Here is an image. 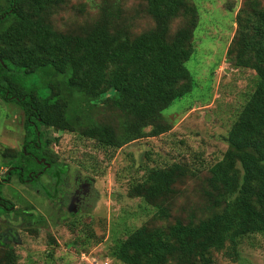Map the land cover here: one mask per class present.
Returning a JSON list of instances; mask_svg holds the SVG:
<instances>
[{
    "label": "rangeland",
    "instance_id": "obj_1",
    "mask_svg": "<svg viewBox=\"0 0 264 264\" xmlns=\"http://www.w3.org/2000/svg\"><path fill=\"white\" fill-rule=\"evenodd\" d=\"M189 4L197 13L194 50L185 63L191 91L160 114L166 132L149 136L153 127H147L146 136L120 148L104 146L81 132L99 125L122 135L126 118L105 101L114 92L92 103L76 99L68 111L73 122L79 117L74 131L47 127L56 139L48 145L49 156L68 165L55 201L35 190L50 183L49 171L27 183L12 176L0 186L1 195L13 204L2 202L0 207V239L10 245L14 264H188L201 253L213 264H264V210L257 199L260 194L264 197L261 191L257 194L264 184L246 182L248 192L239 161L234 172L228 170L218 179L209 170L228 150L227 133L255 89V71L235 63L240 47L260 38L254 26L257 13L264 11V0H189ZM43 16L57 33L69 35H83L103 19L112 32L125 37L154 28L143 0H65L48 6ZM186 25L188 19L179 15L172 20L169 35ZM3 30L0 25V33ZM52 79L63 85L67 73ZM23 118L17 104L0 96V178L8 170L1 152L22 147ZM174 164L182 173L173 186L174 199L165 205V217H159L155 207L131 197L130 188L143 180L148 169ZM76 179L91 185L86 195H95L93 205L86 196L80 201L84 207L75 201L69 206L68 193L75 189ZM15 211L24 216L16 218ZM29 216L33 221L27 220ZM169 226L173 229L165 230ZM131 234L149 240L137 244L147 248L131 251L133 258L126 263L116 258L115 249ZM232 236L237 239L234 247L227 242ZM163 240L175 244L166 247ZM220 242H225V249L216 250ZM2 250L0 264H5Z\"/></svg>",
    "mask_w": 264,
    "mask_h": 264
},
{
    "label": "trees",
    "instance_id": "obj_2",
    "mask_svg": "<svg viewBox=\"0 0 264 264\" xmlns=\"http://www.w3.org/2000/svg\"><path fill=\"white\" fill-rule=\"evenodd\" d=\"M64 1L3 0L0 4V25L4 27L0 33V96L23 111L25 129L20 150L1 152L2 161L8 167L3 178L8 182L15 176L21 183H27L25 180L33 181L49 171L50 183L42 185L44 189L40 191L35 190L50 202L60 194L68 165L49 156L48 145L56 139L51 137L47 127L74 131L73 123H79L76 119L79 117L75 116L73 122L68 112L69 103L76 99L92 103L114 92L105 101L125 116L122 135L118 136L110 126L99 125L86 127L81 132L104 146L120 148L146 136L143 130L147 127H153L149 136L168 130L159 122L160 114L191 91V78L185 63L194 50L192 33L197 14L189 0H143L154 21V28L149 31L125 37L118 31L112 32L103 19L83 35H69L57 33L43 16L48 6ZM179 15L188 19V25L170 36V24ZM254 30L260 35L259 40L254 44L245 42L235 64L255 71V89L227 133L228 150L222 160L209 169L218 179L228 170L234 172L239 161L244 182L250 185L259 181L264 184V11L257 13ZM65 73L67 79L63 85L52 79L53 75ZM41 160L49 165L44 171L43 163H39ZM34 166L40 169L34 170ZM181 173L178 164L148 169L143 180L130 188V196L142 198L147 205L156 208L157 216L165 217V205L174 199L173 186ZM247 189L249 192V187ZM259 191L264 194L263 188L257 189V194ZM2 197L1 202L13 207ZM87 197L93 200L90 206L93 205L95 195ZM257 199L264 210V197L260 194ZM15 212L16 218L22 217V212ZM27 220L33 221L31 216ZM172 229L169 226L165 230ZM132 234L115 249L116 258L126 263L133 258L131 251L140 253L147 248L146 244H137L149 240ZM236 240L232 236L227 242L234 247ZM161 244L171 247L175 243L163 240ZM198 245L193 244L194 247ZM0 248L4 251L5 264H14L10 245L0 241ZM215 249H225V242L218 243ZM187 263L213 264V260L201 253Z\"/></svg>",
    "mask_w": 264,
    "mask_h": 264
},
{
    "label": "flooded vegetation",
    "instance_id": "obj_3",
    "mask_svg": "<svg viewBox=\"0 0 264 264\" xmlns=\"http://www.w3.org/2000/svg\"><path fill=\"white\" fill-rule=\"evenodd\" d=\"M42 165H43V171H44V167L46 168V165H48V163L45 162V163H43ZM39 174H41V173L39 172ZM41 176H42V175H41ZM6 181H7V180H6ZM6 181L4 180L3 177L0 178V182H1L2 184H4V182H6ZM29 181H30V179L25 180V182H29ZM85 182H86V181H81V180H79V179H76V180H75V184H76L75 189H74L72 192L68 193V194L70 195V199H71V202L69 203V206H70V204H71L73 201H75V203H78V204L81 205L80 201L83 200L84 197H86V194H87V192H88V189H90L89 186H91V185H89V184L83 185ZM64 194H66V193H64ZM68 194H66V195H68ZM0 195H1V194H0ZM1 197H2V196H1ZM1 197H0V207L3 206V203L1 202V201H2ZM2 198H3V197H2ZM54 201H55V200H54ZM63 204H64V203H63ZM65 206H66V205H65ZM5 235H6V238L8 239V238H9V237H8V234L5 233ZM1 236H2V235H1ZM0 240L3 241V242H5L3 239H0ZM5 243H7V242H5Z\"/></svg>",
    "mask_w": 264,
    "mask_h": 264
},
{
    "label": "water",
    "instance_id": "obj_4",
    "mask_svg": "<svg viewBox=\"0 0 264 264\" xmlns=\"http://www.w3.org/2000/svg\"><path fill=\"white\" fill-rule=\"evenodd\" d=\"M43 162H44V160L39 161V163H43ZM47 166H49V165H47Z\"/></svg>",
    "mask_w": 264,
    "mask_h": 264
}]
</instances>
